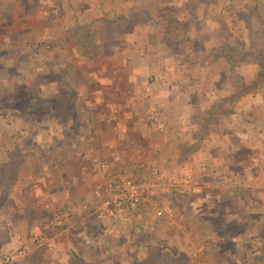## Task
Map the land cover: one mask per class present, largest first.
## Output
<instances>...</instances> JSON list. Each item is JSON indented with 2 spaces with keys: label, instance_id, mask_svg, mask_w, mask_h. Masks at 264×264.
<instances>
[{
  "label": "crops",
  "instance_id": "0c3cea01",
  "mask_svg": "<svg viewBox=\"0 0 264 264\" xmlns=\"http://www.w3.org/2000/svg\"><path fill=\"white\" fill-rule=\"evenodd\" d=\"M240 1L0 0V78L28 79L23 107L42 111L7 138L19 170L0 155L11 264H264V76L220 49L248 29ZM137 166L149 213L107 190Z\"/></svg>",
  "mask_w": 264,
  "mask_h": 264
},
{
  "label": "rangeland",
  "instance_id": "374dc122",
  "mask_svg": "<svg viewBox=\"0 0 264 264\" xmlns=\"http://www.w3.org/2000/svg\"><path fill=\"white\" fill-rule=\"evenodd\" d=\"M53 6H55L54 3L52 7L50 8L52 9ZM239 8H240V11L243 10L244 12H247L245 14H242L241 19L242 21L247 22L248 29L247 30L240 29L239 32L235 31L234 33L224 30L222 32V36L228 41V44L226 46H222L220 49L223 51L222 53H229V55L233 54V55H236L237 57H240V59H245V57L251 58V55L254 57H258L257 59L259 60L258 65L260 69L259 73H264V61H261L260 59V57L264 59V56H263L264 50H263V47L258 46L257 39L255 38L258 33H264V26L261 25L259 20L256 18V16H258V14L262 12V9H263L261 7L260 0H245V2L244 0H241ZM45 16H49V15H45ZM251 22L253 26L252 30H251ZM241 26L243 25L241 24ZM231 34H232V39H231ZM237 34H239V39L236 37ZM236 38L238 39V41ZM231 43L233 44L232 46L230 45ZM19 53L22 54L21 52ZM37 64L38 63L36 62L31 63L30 66H33L32 67L33 69H31L33 72H35L36 70H40L39 65ZM16 66H18L19 69L22 71L21 73H24L25 71L29 69L28 65L24 63L16 64ZM7 68H6V71L8 70ZM34 68H37V69H34ZM51 80H54L53 75L42 78V82H45V83L47 82V84ZM16 81L17 79H14V78L12 79L0 78V105H1L0 106V141L6 140L4 143H0V155L1 154L3 155L2 162L4 163V168L6 169L9 164L13 166L15 172L19 170L18 167L23 161V159L21 160L20 158H17V156L15 157V159H11V158L9 159V156L13 154L9 152V149L13 148V143H10L7 140V138L12 134H18L23 131V127H18L19 124H18V120L16 119L22 120L25 118L29 120L30 118H39L41 117V114H42V111L39 105H37V107L33 106L31 110L23 107L24 105L22 101H23V97L25 96L24 93L30 92V89H27L30 86V81L28 79H25L24 85H20L15 88L12 82L14 83ZM19 81L23 82L24 79H20ZM249 87L251 88V84L249 85ZM14 89H16V95H13L11 97L10 93ZM18 147L19 149L15 151H22L21 143L15 144V148H18ZM4 150L6 151V153H8L9 156H7L6 153L4 154ZM146 169L147 168H138L137 166V168H135L132 173L136 174V172L138 171L143 174ZM0 171H2V173L7 172V170L3 171L2 169H0ZM148 173L150 174V172ZM13 174L7 175L6 173L1 174L0 172V188L2 187L3 183H5V181L9 177L13 176ZM144 176L146 178L147 174L145 173ZM146 179H148V177ZM12 183L13 181L11 180L7 181L6 188H4L0 192V227L3 226L4 222L7 221L6 212H7V209L10 208V206H8V200H7V196L9 194L8 187L11 189ZM110 183L115 185L117 181L113 179L112 181H110ZM110 183L107 184V190L110 192L109 195H113V193L109 190ZM1 213L5 215L4 217L5 220H2ZM0 231H3L0 233V243H6L7 242L6 235L3 236L2 238V235L5 234L6 232V227L1 228ZM4 254L6 255V253L1 251L0 249V258Z\"/></svg>",
  "mask_w": 264,
  "mask_h": 264
},
{
  "label": "built area",
  "instance_id": "2783aa9c",
  "mask_svg": "<svg viewBox=\"0 0 264 264\" xmlns=\"http://www.w3.org/2000/svg\"><path fill=\"white\" fill-rule=\"evenodd\" d=\"M151 125L154 129L158 132L165 131V121L162 118V115L155 111L151 115ZM150 176L152 181L161 183L162 181H168V173H165L163 170L159 169L158 167H152L150 170ZM181 176L183 181L189 183V174L186 169L181 170ZM145 173L136 172V174L124 173L117 175L114 180L117 181L115 185L109 184V190L116 196L117 200L116 203L118 204L119 208L124 209H131V210H139V212L149 213L151 211V206L147 202V190L148 185L147 181L144 176ZM146 179V180H144ZM105 205L109 203L108 199H105L103 202ZM155 217H161L163 215V211L160 208L154 210ZM19 253L17 250L14 253H6L0 258V264H11L12 260L14 259L15 255Z\"/></svg>",
  "mask_w": 264,
  "mask_h": 264
},
{
  "label": "trees",
  "instance_id": "16d2710c",
  "mask_svg": "<svg viewBox=\"0 0 264 264\" xmlns=\"http://www.w3.org/2000/svg\"><path fill=\"white\" fill-rule=\"evenodd\" d=\"M259 74H261V76H264V73H259ZM258 80V79H257Z\"/></svg>",
  "mask_w": 264,
  "mask_h": 264
}]
</instances>
